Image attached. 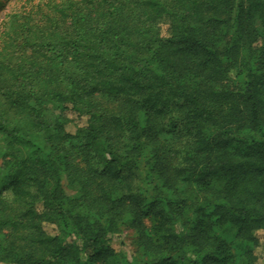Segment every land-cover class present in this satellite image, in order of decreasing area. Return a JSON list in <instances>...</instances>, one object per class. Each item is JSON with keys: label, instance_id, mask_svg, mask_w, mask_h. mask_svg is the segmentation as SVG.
Here are the masks:
<instances>
[{"label": "trees", "instance_id": "trees-1", "mask_svg": "<svg viewBox=\"0 0 264 264\" xmlns=\"http://www.w3.org/2000/svg\"><path fill=\"white\" fill-rule=\"evenodd\" d=\"M7 5L0 264H260L264 0Z\"/></svg>", "mask_w": 264, "mask_h": 264}, {"label": "rangeland", "instance_id": "rangeland-1", "mask_svg": "<svg viewBox=\"0 0 264 264\" xmlns=\"http://www.w3.org/2000/svg\"><path fill=\"white\" fill-rule=\"evenodd\" d=\"M12 10H14V7L12 5H7V7L1 9L0 10V20H2V18L5 17L6 12H9ZM167 27H168V25L164 24V34H167ZM51 108H52V111L54 112V114L59 112V109H56L54 106H51ZM70 116L72 117L73 121L68 125V129L69 130H75L77 125L82 123V120L77 118L75 114H71ZM63 184L65 187V191L68 195L76 196L79 194V188L77 186H73L69 182H67L66 178H64ZM130 233H131L130 231H125L122 233H118V234L116 233V234L111 235L113 245L116 248L125 249L129 254L131 253L130 247L128 245V242H129L128 240L131 237ZM258 253H259V263L264 264V246H261L258 248Z\"/></svg>", "mask_w": 264, "mask_h": 264}]
</instances>
